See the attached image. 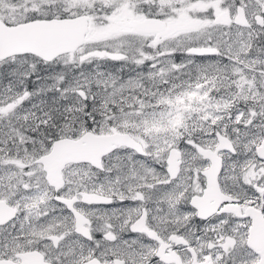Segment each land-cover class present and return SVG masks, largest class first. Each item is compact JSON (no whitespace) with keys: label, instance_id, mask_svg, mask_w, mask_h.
Here are the masks:
<instances>
[{"label":"snow or ice","instance_id":"obj_1","mask_svg":"<svg viewBox=\"0 0 264 264\" xmlns=\"http://www.w3.org/2000/svg\"><path fill=\"white\" fill-rule=\"evenodd\" d=\"M0 264H264V0H0Z\"/></svg>","mask_w":264,"mask_h":264}]
</instances>
